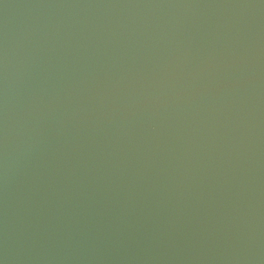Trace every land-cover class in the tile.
I'll use <instances>...</instances> for the list:
<instances>
[{
    "label": "water",
    "instance_id": "water-1",
    "mask_svg": "<svg viewBox=\"0 0 264 264\" xmlns=\"http://www.w3.org/2000/svg\"><path fill=\"white\" fill-rule=\"evenodd\" d=\"M4 264H264V0H0Z\"/></svg>",
    "mask_w": 264,
    "mask_h": 264
},
{
    "label": "clouds",
    "instance_id": "clouds-1",
    "mask_svg": "<svg viewBox=\"0 0 264 264\" xmlns=\"http://www.w3.org/2000/svg\"><path fill=\"white\" fill-rule=\"evenodd\" d=\"M0 264H4V261L3 260H0Z\"/></svg>",
    "mask_w": 264,
    "mask_h": 264
}]
</instances>
